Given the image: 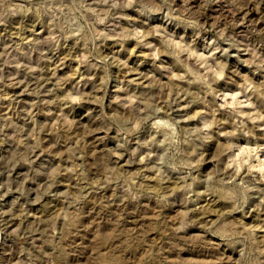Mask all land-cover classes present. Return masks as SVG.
I'll return each instance as SVG.
<instances>
[{
  "label": "rangeland",
  "instance_id": "rangeland-1",
  "mask_svg": "<svg viewBox=\"0 0 264 264\" xmlns=\"http://www.w3.org/2000/svg\"><path fill=\"white\" fill-rule=\"evenodd\" d=\"M0 264H264V0H0Z\"/></svg>",
  "mask_w": 264,
  "mask_h": 264
}]
</instances>
